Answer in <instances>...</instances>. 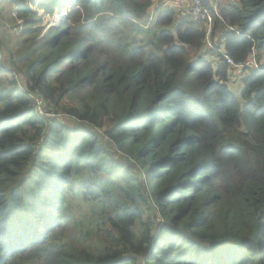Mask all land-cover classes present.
Masks as SVG:
<instances>
[{
    "label": "trees",
    "instance_id": "obj_1",
    "mask_svg": "<svg viewBox=\"0 0 264 264\" xmlns=\"http://www.w3.org/2000/svg\"><path fill=\"white\" fill-rule=\"evenodd\" d=\"M9 2L24 21L0 69V264H264V0L220 5L211 59L203 24L142 20L152 0ZM27 2L63 19L44 30ZM216 48L255 52L242 104ZM31 92L93 131L46 127Z\"/></svg>",
    "mask_w": 264,
    "mask_h": 264
},
{
    "label": "rangeland",
    "instance_id": "obj_2",
    "mask_svg": "<svg viewBox=\"0 0 264 264\" xmlns=\"http://www.w3.org/2000/svg\"><path fill=\"white\" fill-rule=\"evenodd\" d=\"M202 5L203 3H206L208 5V7H210V1L211 0H200ZM225 0H222L219 2V5L221 3H223ZM152 2H154L153 4V10L151 9L149 15L147 16H143L142 20H146L147 23H150L154 20V16L152 15L153 12H158L161 9H171L175 12L176 18L180 19V18H189L190 21H193L195 23H199V24H203L204 26H206V35L202 44V49L199 52L200 56H203L204 58H209L211 59V52H212V47H213V42H212V38L210 36V33L207 32L208 29V22L198 19L196 17H194L193 15L190 14V8H191V4H192V0H152ZM6 5V1L5 0H0V31H3L7 28V24H9L10 26H12L13 24L17 23V20L19 21H24L22 17H19L17 15V13H15V10L11 8V5H9V7H6V9L8 10V13H3L2 12V8H4V6ZM11 8V11H9ZM207 8V7H205ZM38 9V14L41 13V16L36 15L37 17L42 19V23H40V26H43L44 30L47 29L50 25L54 24V23H58L60 20H62L63 18L62 15L63 13L59 12L60 15L58 16L59 18L55 17L57 16V11L58 9H55L52 13H47V14H43L42 13V9L37 8ZM60 11V9H59ZM62 11V10H61ZM15 13V16L13 15ZM104 12H100L97 13L96 16L103 14ZM11 14L14 16V20L13 17L11 16ZM56 16L53 18V15ZM141 20V21H142ZM4 22H6V24H4ZM210 25L212 27V18L210 21ZM211 30V29H210ZM15 34V33H12ZM18 35V34H17ZM14 36V35H13ZM10 40V34L9 33H3L0 32V47L3 48L4 45L2 43H8ZM2 42V43H1ZM4 49V60H9V54L10 52H8V50L6 51L5 48ZM13 53L16 54V49H12ZM215 51L218 53V49L216 48ZM197 54V51L194 52V55ZM255 58V52L253 51L250 55V57L248 58V60H251L252 58ZM193 58V57H191ZM196 60V59H195ZM250 65H247L246 67H248ZM245 68V67H244ZM244 68L242 67H236V68H232L229 67L227 74H228V80H227V85H228V89L236 96L240 99L241 104L243 103V100L241 98V79L243 78V71ZM19 77L21 76V73L18 72ZM6 77H11V72H7ZM64 103H67L66 100H64ZM33 106V105H32ZM46 112L47 113H53L54 115L51 117L56 118L57 120H61L64 121L67 125L68 128H75L77 127V123L74 121L75 119H72L71 117H69L68 115H66L65 112H62L61 110H57V111H52V110H48V108H46ZM80 128L83 127L79 126ZM104 142H107V138L105 137H100ZM111 151H113V148H110ZM149 211L146 212V214H148Z\"/></svg>",
    "mask_w": 264,
    "mask_h": 264
},
{
    "label": "built area",
    "instance_id": "obj_3",
    "mask_svg": "<svg viewBox=\"0 0 264 264\" xmlns=\"http://www.w3.org/2000/svg\"><path fill=\"white\" fill-rule=\"evenodd\" d=\"M220 1H222V0H211L210 1V7H207V6L202 5L200 0H192V4H191V8H190V14L193 15L194 17L198 18V19H201V20L208 22L207 32H210V29H211V25H210L211 18L213 17V15L218 16V10H219L221 4H223V5H238V0H225L223 3H221L219 5ZM21 5H23V6L27 5L30 9L38 11L37 3L31 4V3L27 2V3H23ZM17 7H19V4H14L12 6V9L15 10V13H17ZM205 7H207V8H205ZM211 12H213L214 14L212 15ZM15 13L13 14L14 16H15ZM13 15L11 14V16L13 17V20H14ZM39 15H41V13H39ZM4 24H6V22H4ZM22 25H23V22L17 20V23L14 24V27H10L8 25L7 28L9 30H11L12 32H14L15 34H18ZM225 58H226L227 65H229L232 68H236V67H242L243 68L246 65L242 62H234L232 59H230L227 56H225ZM247 62H248L247 64H250L254 67H257V64H256L254 57L251 60H248ZM29 97L31 99V102H32V105H33V108H34L36 115L39 118L46 120L45 126L47 127L49 125V122L52 120H55L56 118L51 117L54 114L53 113H47L46 108H48V110H52V111H55V110H53L49 107H46L43 103L42 98L36 92H31L29 94ZM71 118L75 119L74 121L77 123L78 126H82V124H83V126H85V123L83 121L78 120V119L73 118V117H71ZM87 130L93 131V128L88 127ZM43 142H44V139L40 138L37 141L38 146L42 145Z\"/></svg>",
    "mask_w": 264,
    "mask_h": 264
},
{
    "label": "clouds",
    "instance_id": "obj_4",
    "mask_svg": "<svg viewBox=\"0 0 264 264\" xmlns=\"http://www.w3.org/2000/svg\"><path fill=\"white\" fill-rule=\"evenodd\" d=\"M23 4V3H22ZM38 4V3H37ZM203 5L204 6H207L208 7V5L206 4V3H203ZM25 6V5H24ZM235 6V5H234ZM43 12V11H42ZM44 13V12H43ZM45 14V13H44ZM211 14L213 15L214 13L213 12H211ZM213 48V47H212ZM218 49V53H220L221 54V56L220 57H218L217 59H216V62H215V64H217V65H219V64H221V63H225L226 65H227V63H226V58H225V56H227L225 53H223L219 48H217ZM253 52V50L251 51V53ZM251 53H250V55H251ZM227 57H229V56H227ZM230 58V57H229ZM231 59V58H230ZM255 61H256V59H255ZM8 63V62H7ZM243 63V62H242ZM248 62L246 61V62H244V64H246L243 68H244V70L247 68L246 66L247 65H250V64H247ZM256 64H257V67H254V66H252V65H250V66H248V67H251V68H254V69H259V66H258V63H257V61H256ZM227 66H229V65H227ZM230 67V66H229ZM0 69H4V70H6V73L9 71V72H11L10 71V69H9V67H8V64H2L1 62H0ZM243 76H245V71H243ZM30 98V97H29ZM31 100V99H30ZM34 109V108H33ZM56 120V119H55ZM85 123V122H84ZM77 127L79 128V129H82V130H87V128H88V126H87V124L85 123V126H83V127H79L78 125H77Z\"/></svg>",
    "mask_w": 264,
    "mask_h": 264
},
{
    "label": "crops",
    "instance_id": "obj_5",
    "mask_svg": "<svg viewBox=\"0 0 264 264\" xmlns=\"http://www.w3.org/2000/svg\"><path fill=\"white\" fill-rule=\"evenodd\" d=\"M6 1V5L4 6V8H2V12L3 13H8V10L6 9V7H9V5H11V7H12V4L9 2V0H5ZM9 11H11V8H10V10ZM0 32H3V33H9V34H11L12 35V33L10 32V31H8L7 29H5V30H3V31H0ZM14 35V34H13ZM14 36H16V35H14ZM10 38H11V36H10ZM11 42V41H10ZM10 42H8L9 43V47H12V43H10ZM2 43V42H1ZM8 43H2L3 45H6V44H8ZM0 62L2 63V64H5L6 62H7V60H4V52L2 51V48L0 47Z\"/></svg>",
    "mask_w": 264,
    "mask_h": 264
}]
</instances>
